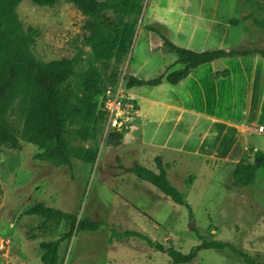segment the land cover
Masks as SVG:
<instances>
[{
    "label": "rangeland",
    "instance_id": "rangeland-1",
    "mask_svg": "<svg viewBox=\"0 0 264 264\" xmlns=\"http://www.w3.org/2000/svg\"><path fill=\"white\" fill-rule=\"evenodd\" d=\"M177 1L128 0L124 13L107 9L109 16L121 20L117 40L107 42H88L87 17L72 3L61 0L53 6H40L23 0L18 4L16 11L24 27L38 30L34 44L37 58L45 62L77 58L69 82L75 94L73 100L83 104L85 110L71 126L80 132L72 143L82 149L72 158L71 174L62 164L34 158L39 148L23 138L24 118L17 102L14 104L9 119L21 148L0 145V264H44L40 242L58 239L67 230L64 220L54 231L38 228L42 218L25 213L38 202L102 222L94 231L79 230L62 240L57 264H173L167 254L170 248L188 253L202 240L215 239L264 262V167L247 185L234 182L228 157L209 158L206 165L196 162L188 168L177 167L169 181L183 196V203L178 204L129 169L116 168L115 157L124 149L107 144L109 132L99 114V103L102 88L110 82L114 57L118 50L123 52L118 78L125 81L130 75L151 78L166 71L176 55L145 25L159 27L173 39L171 29L153 18L160 10L182 15ZM188 2L201 19L195 26L194 42L203 43L204 49L264 48V25L254 21L264 19V0ZM249 14L252 17L243 19ZM109 48L113 56L106 61L101 52ZM223 61L226 66L220 61L211 66L230 71L229 80L238 90L221 92L220 106L215 111L219 117L240 118L248 128L264 124V95L259 82L264 77V57L238 55ZM204 70L207 68L201 67L199 73ZM100 76L102 84L98 83ZM250 78L257 84L254 93V88L244 83ZM138 90L149 98L155 92ZM211 107L210 101L208 109ZM239 137L246 144L245 159L253 161L256 150L264 151V133H239L235 128L219 139H208L207 145L217 144L225 150L231 139ZM131 162L122 155L123 165ZM179 264L247 263L226 247L198 250L190 262Z\"/></svg>",
    "mask_w": 264,
    "mask_h": 264
},
{
    "label": "trees",
    "instance_id": "trees-1",
    "mask_svg": "<svg viewBox=\"0 0 264 264\" xmlns=\"http://www.w3.org/2000/svg\"><path fill=\"white\" fill-rule=\"evenodd\" d=\"M21 1L23 0H0V145H6L13 149L21 148L15 127L9 119V114L17 102L24 118L22 136L39 148L34 158L62 164L72 174V158L79 156L82 153V149L72 143L73 139L80 137V132L72 129L71 126L77 123L85 110L83 104L73 100L75 94L69 82L75 74L74 64L77 58L62 57L45 62L35 56L34 44L38 36V30L31 26L24 27L16 11ZM28 1L40 6H53L61 0ZM63 1L72 3L87 17L88 42L117 40L118 25L121 20H115L106 13V10L112 9L114 12L124 13L128 0ZM250 17H252L251 14L243 16V19ZM254 21L264 25V19L261 21L254 19ZM145 27L161 37L164 45L176 55L174 63L181 64V67L170 71H168L170 69L168 68L152 78L130 75L125 81L127 88L141 85H157L163 79L168 83L175 84L187 77L198 66L212 62L215 59L250 54L264 57V48L193 50L176 45L161 32L159 27L149 24L145 25ZM101 56L106 61H109L113 56L112 49L109 48L101 52ZM114 60V66L109 73L110 82H107L104 87L115 82L118 78L119 66L123 60V52L121 50L117 51ZM227 73L228 71L225 69L216 71L210 74V78L216 79L220 76H226ZM103 81L104 79L101 76L98 77V83L102 84ZM99 114L104 122V115L100 110ZM122 140L123 133L110 132L107 144L116 147L121 144ZM154 161L158 172L138 163H134L129 170L139 179L153 184L175 203L182 204L183 196L167 178L165 167L162 165L160 158L155 157ZM232 165L234 182L241 185L250 184L254 181L257 170L264 167V151L256 150L253 161L240 158L238 161L233 162ZM1 194L2 187L0 184ZM25 213L42 218L37 225L42 231H54L62 220L67 222V230L58 239L40 242L39 246L42 250L40 260L44 264H57L62 240L70 239L79 230L94 231L102 224L100 221L80 218L76 212H66L59 208L48 206L43 202H38L27 208ZM29 236L31 238L34 237L31 233ZM158 247L161 249L160 245ZM226 247L233 250L247 264H264V262L254 259L248 253L235 248L232 244L218 239L202 240L188 253H182L170 248L167 254L173 264L188 263L194 258L198 250L209 248L223 250Z\"/></svg>",
    "mask_w": 264,
    "mask_h": 264
},
{
    "label": "crops",
    "instance_id": "crops-1",
    "mask_svg": "<svg viewBox=\"0 0 264 264\" xmlns=\"http://www.w3.org/2000/svg\"><path fill=\"white\" fill-rule=\"evenodd\" d=\"M177 2L180 3L179 10L182 11V15L160 10L155 13L153 19L171 29L174 34L171 40L176 45L197 51L204 50L203 43L194 42L195 26L201 21L199 15L192 9L188 0ZM178 39L183 42H178ZM223 60L224 58H220L202 64L175 84L168 83L163 79L157 85L128 88V93L136 100L139 112L132 127L123 134L121 144L115 148L124 149L122 155L131 158L132 162L129 166L123 165L122 155L117 154L114 162L115 167L125 168L124 171H126L134 163H138L158 172L154 159L159 157L169 179L171 172L177 167L188 168L196 162L206 165L208 159L212 157L225 160L228 157L227 161L232 163L244 158L246 144L241 137L238 140L231 139L232 143L225 150L219 149L217 144L207 145L208 139H217L218 136L225 134L231 128H235L239 133H244L247 130L256 132L255 126L260 124L256 123L253 127L248 128L240 118L219 117L221 115L215 111L220 106L218 96L221 92L227 89L230 93H234L235 90H238V87L230 82L231 72L228 70L226 76L210 78V74L220 71L219 68L211 65L215 61H220V65L226 66ZM174 61L168 71L181 67V64H175ZM201 67H205L207 70L200 74ZM259 82L264 95V77L260 78ZM244 83L246 87L254 88L253 93L255 89L257 90V84L252 83L251 78L248 83ZM138 89H152L155 92L153 97L149 98V96L136 92L139 91ZM210 101L212 107L214 106L211 111L212 107L208 109ZM242 124L245 126L241 128Z\"/></svg>",
    "mask_w": 264,
    "mask_h": 264
},
{
    "label": "built area",
    "instance_id": "built-area-1",
    "mask_svg": "<svg viewBox=\"0 0 264 264\" xmlns=\"http://www.w3.org/2000/svg\"><path fill=\"white\" fill-rule=\"evenodd\" d=\"M99 110L104 115L106 131L126 133L138 115L136 100L128 93L125 80L121 77L107 84L101 94ZM257 133H264V124L255 126Z\"/></svg>",
    "mask_w": 264,
    "mask_h": 264
}]
</instances>
